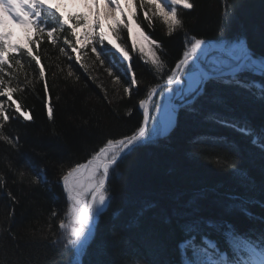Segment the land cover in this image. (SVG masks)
Returning <instances> with one entry per match:
<instances>
[{
    "label": "trees",
    "instance_id": "1",
    "mask_svg": "<svg viewBox=\"0 0 264 264\" xmlns=\"http://www.w3.org/2000/svg\"><path fill=\"white\" fill-rule=\"evenodd\" d=\"M193 2L194 8L182 13L184 30L171 36L158 20L149 28L142 18L143 12L137 8V21L161 44L162 51L156 50L157 55L168 68L182 56L184 32L212 40L221 34L225 0ZM228 10L234 19L224 35L230 39L243 36L254 53L264 54V0H229ZM30 34L21 27L15 43H26ZM41 51L42 63L50 65L46 68V78L54 115L52 120L48 119L41 83H35V90L30 86L14 95L33 120L14 119L6 125L7 134L20 137L19 152L0 142V173L6 182L0 191V264H70V258L75 259L62 246L50 243L51 232L59 236L55 221L49 231L50 213L56 209L62 215L66 207V194L57 179L70 164L86 162L106 137L119 139L131 135L142 120L141 111L135 107L139 99L144 98L147 86L162 83L155 79L147 57L139 52L132 59L138 85L128 96L123 92L129 86L125 66L115 63L113 71L121 77V83L116 84L98 63L88 60L89 72L84 73L74 61L65 57L57 60L58 51L47 43L41 46ZM22 63L24 72L35 81L36 74L28 67L27 59L22 58ZM57 63L63 72L56 69ZM67 65H72L79 81L75 77L65 78ZM89 76L95 77V82ZM19 79L24 80L23 72ZM212 87L209 85V92ZM221 91L226 97L225 104L211 105L205 98L200 114L180 111L170 136L137 148L119 162L108 182L109 206L96 218L94 241L83 258L84 264H135L137 260L140 264H180L178 246L186 238L182 226L190 219L187 214L194 210V215L204 219L230 221L241 232L264 230L261 219L264 218L261 206L264 152L253 147L249 137L204 119L209 108H214L226 118L246 120L259 132L264 129V102L242 89ZM160 98L157 96L156 101ZM128 109H132L131 115H126ZM85 120L87 125L83 123ZM214 137L223 140L217 142L211 139ZM233 163L248 172L253 182L251 187L239 183L227 166ZM42 168L47 183L32 184V176ZM19 171L25 172L23 181L18 179ZM8 192L15 196V201L7 196ZM228 194L254 199L256 203L247 207L257 218L249 219L238 210L228 212L219 207L217 201L226 200ZM10 212H13L11 218ZM206 232L221 248L225 247L222 235L215 230Z\"/></svg>",
    "mask_w": 264,
    "mask_h": 264
},
{
    "label": "snow or ice",
    "instance_id": "2",
    "mask_svg": "<svg viewBox=\"0 0 264 264\" xmlns=\"http://www.w3.org/2000/svg\"><path fill=\"white\" fill-rule=\"evenodd\" d=\"M75 2V0H73ZM88 12L65 15L52 0H0V142H4L19 152V135L7 134L6 125L14 120L26 122L33 120L29 111L23 110L22 104L14 99V95L24 92L35 83L42 84V92L46 103L47 116L53 119L54 109L49 96L50 87L46 78V68L50 65L42 63L41 46L47 43L58 51L60 57L78 63L84 73L89 72L88 60L104 68L114 83L120 84L121 77L113 71L115 63L125 66V80L128 87L123 88L125 95L130 96L138 85L137 75L133 71V54L139 52L147 57L154 77L162 83L147 86L144 98L139 99L137 107L141 111L142 120L131 135L122 138H105L98 150H93L91 157L84 163L70 164L62 170L57 183L62 184L66 194V207L62 215L53 209L49 216V231L55 221L59 236L51 232L50 243L62 246L73 254L75 259L70 264H84V257L94 241V224L108 208L110 195L108 181L119 162L131 155L137 148L155 143L159 137H167L177 126L180 111L198 115L201 102L207 98L211 105L222 106L226 97L221 89H242L255 99L264 102V54L257 55L251 50L247 39L237 36L230 39L224 32L234 19L228 10L229 0H225V10L221 24V34L217 42L197 38L184 32V50L174 67L168 68L166 62L157 55L162 46L140 30L144 43L137 46L133 34L136 24L137 8L143 12V19L149 28L153 21H160L171 36L183 31L185 21L182 13L194 8L193 0H80ZM131 8L129 12L127 9ZM107 21V31L105 30ZM10 24L23 27L32 33L26 37V43H13ZM78 29H83L82 32ZM114 37V39H113ZM131 40V44H128ZM107 42V43H106ZM145 44L148 46L147 50ZM110 46V47H109ZM74 54V56H73ZM22 58L27 59L28 67L36 74L35 81L24 72ZM59 72L64 69L60 63L55 65ZM19 71H14L13 69ZM168 68L166 72L165 69ZM24 80L20 81L21 73ZM56 73H53V77ZM75 77L72 65H67V78ZM95 82V77L89 76ZM13 81H16L13 84ZM209 85L212 90L209 92ZM105 99H107V92ZM162 98V103L156 97ZM111 103V101H109ZM153 112L162 114L153 115ZM128 109L126 115H131ZM204 119L222 127L231 128L249 137L250 144L264 152V129L257 132L250 124L237 119L226 118L214 108L204 114ZM85 125L88 121H83ZM151 123V126H150ZM222 141V137L211 138ZM219 163V161H218ZM226 163V162H225ZM244 187L252 186V178L246 170L235 163L227 165ZM25 172L19 171L18 179L23 181ZM47 183L45 169L38 170L32 176L31 183ZM6 187L5 177L0 173V191ZM7 196L15 201L11 192ZM194 199H198L194 198ZM225 211H239L249 219H255L254 213L247 205L256 203L252 198L237 194H228L226 200L217 201ZM264 207V204L261 205ZM195 211V210H194ZM188 213L190 217L182 226L186 238L179 244L182 264H264V230L257 232L249 229L241 232L226 220L204 219ZM13 212L9 213V218ZM264 219V218H261ZM206 230H215L224 238L225 247L221 248L216 240L210 238ZM199 237V239L197 238ZM135 264H140L137 260Z\"/></svg>",
    "mask_w": 264,
    "mask_h": 264
},
{
    "label": "rangeland",
    "instance_id": "3",
    "mask_svg": "<svg viewBox=\"0 0 264 264\" xmlns=\"http://www.w3.org/2000/svg\"><path fill=\"white\" fill-rule=\"evenodd\" d=\"M52 3L54 4V5H58V6H60V8H61V10L63 11V12H65V15H68L69 13H72V14H76V13H81V12H88L89 11V9L86 7L85 9H82V10H79V9H75V10H72V9H70V8H72V5H74L73 3H71L69 0H52ZM129 12H131L132 11V9L131 8H129V10H128ZM137 16H139V12H138V10H137ZM142 17V16H141ZM143 18V17H142ZM107 21H105V30L107 31ZM136 24H139L137 21H136ZM140 25V24H139ZM19 28V25H16V24H10L9 25V29L12 31V33H13V37H14V35L16 34V32H17V29ZM143 30V32L145 33V34H147L148 36H149V32H147V30L142 26V25H140V28L138 29V28H136V26H135V24L133 25V34L135 35V37H136V40H137V46H139L141 43H144L143 42V40H142V37L140 36V30ZM78 31H80V32H82L83 31V29H78ZM12 37V38H13ZM150 37V36H149ZM11 38V39H12ZM151 39H153V37H150ZM113 39H114V37H113ZM205 40H208V41H210V42H212V43H216L217 42V40H212V39H205ZM12 41H13V39H12ZM128 42H129V44H131V40H128ZM145 46L146 47H148L146 44H145ZM141 59H143V58H141ZM160 98V97H159ZM158 102V101H157ZM159 102H163L162 101V98H160V100H159ZM151 124V123H150ZM157 139H159V138H157ZM181 264H182V262H181Z\"/></svg>",
    "mask_w": 264,
    "mask_h": 264
},
{
    "label": "bare ground",
    "instance_id": "4",
    "mask_svg": "<svg viewBox=\"0 0 264 264\" xmlns=\"http://www.w3.org/2000/svg\"><path fill=\"white\" fill-rule=\"evenodd\" d=\"M69 1L74 4V5H72V8H70L72 10H75V9L82 10V9H85L86 8L84 6V4L82 2H80V0H75V2H73V0H69ZM127 10H129V8Z\"/></svg>",
    "mask_w": 264,
    "mask_h": 264
},
{
    "label": "water",
    "instance_id": "5",
    "mask_svg": "<svg viewBox=\"0 0 264 264\" xmlns=\"http://www.w3.org/2000/svg\"><path fill=\"white\" fill-rule=\"evenodd\" d=\"M160 116H161V118H163L162 114H160ZM172 132H173V131H172ZM172 132H171V133H172ZM169 135H170V134H169ZM108 182H109V181H108ZM94 230H95V224H94Z\"/></svg>",
    "mask_w": 264,
    "mask_h": 264
}]
</instances>
